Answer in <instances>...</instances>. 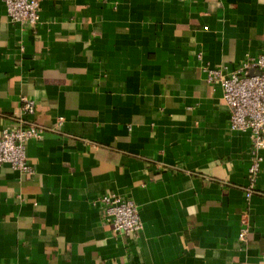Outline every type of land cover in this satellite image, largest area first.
Listing matches in <instances>:
<instances>
[{"label": "crops", "instance_id": "obj_1", "mask_svg": "<svg viewBox=\"0 0 264 264\" xmlns=\"http://www.w3.org/2000/svg\"><path fill=\"white\" fill-rule=\"evenodd\" d=\"M38 12L28 28L0 0V130L45 128L25 145L32 173L0 165V264H264V149L246 198L251 136L229 129L204 69L264 54V0H42ZM105 193L135 202V236L114 232Z\"/></svg>", "mask_w": 264, "mask_h": 264}, {"label": "built area", "instance_id": "obj_2", "mask_svg": "<svg viewBox=\"0 0 264 264\" xmlns=\"http://www.w3.org/2000/svg\"><path fill=\"white\" fill-rule=\"evenodd\" d=\"M4 1L9 20L28 28L37 27L42 0ZM198 57H201L200 54ZM204 69L206 81L218 83L222 88V99L229 110V129L250 133L251 162L248 184L243 188L245 197L249 198L256 191L255 181L261 163L259 151L264 149V54L249 57L230 71L223 66H205ZM21 106L25 114H34L32 99L21 98ZM44 129L30 118H18L13 124L3 127L0 130V165L8 164L17 171L32 173L25 145L30 139L41 138ZM97 203L117 235L131 237L141 230L142 223L133 200L115 193H105ZM247 232L248 227L243 223L237 234L238 240L244 241Z\"/></svg>", "mask_w": 264, "mask_h": 264}]
</instances>
